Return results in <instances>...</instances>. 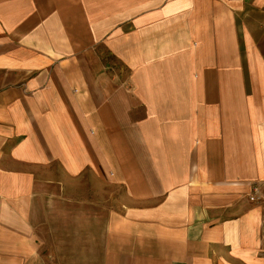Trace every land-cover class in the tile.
I'll use <instances>...</instances> for the list:
<instances>
[{"label":"crops","instance_id":"1","mask_svg":"<svg viewBox=\"0 0 264 264\" xmlns=\"http://www.w3.org/2000/svg\"><path fill=\"white\" fill-rule=\"evenodd\" d=\"M0 264H264V0H0Z\"/></svg>","mask_w":264,"mask_h":264},{"label":"built area","instance_id":"2","mask_svg":"<svg viewBox=\"0 0 264 264\" xmlns=\"http://www.w3.org/2000/svg\"><path fill=\"white\" fill-rule=\"evenodd\" d=\"M261 197H262V188H261V186H259L258 184L253 185L249 199L252 202H256V201H259L261 199Z\"/></svg>","mask_w":264,"mask_h":264}]
</instances>
